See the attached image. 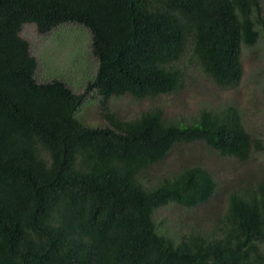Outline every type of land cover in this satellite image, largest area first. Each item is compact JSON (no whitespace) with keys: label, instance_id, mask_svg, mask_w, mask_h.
I'll return each instance as SVG.
<instances>
[{"label":"trees","instance_id":"obj_1","mask_svg":"<svg viewBox=\"0 0 264 264\" xmlns=\"http://www.w3.org/2000/svg\"><path fill=\"white\" fill-rule=\"evenodd\" d=\"M24 23L42 35L65 23L89 30L97 66L85 92L100 95L107 125L74 117L83 93L35 80ZM260 34V0H0V264H264V181L230 193L220 237L197 232L176 243L152 210L206 202L213 176L194 165L153 185L141 180L177 143L199 140L239 161L262 150L238 111L202 109L174 123L158 108L124 120L107 105L111 96L176 90L182 71L173 62L186 41L204 72L230 85L241 75V45Z\"/></svg>","mask_w":264,"mask_h":264},{"label":"rangeland","instance_id":"obj_2","mask_svg":"<svg viewBox=\"0 0 264 264\" xmlns=\"http://www.w3.org/2000/svg\"><path fill=\"white\" fill-rule=\"evenodd\" d=\"M264 17V0H260ZM19 35L29 43L30 54L36 60L34 78L38 82L62 81L77 94H84L74 117L89 127L107 125L100 95L95 89L85 92L92 80L97 61L90 51L89 30L76 23H65L42 35L33 23H24ZM241 75L230 85L218 86L197 62L186 41L183 52L173 64L182 71L180 85L172 92L154 98L135 99L129 94L111 96L109 111L124 120H131L143 111L158 108L169 122L190 123L202 109L214 113L233 107L251 138H260L263 149L254 151L245 161L220 155L216 150L195 140L174 144L166 157L148 167L141 178L144 185H153L163 176H170L181 167L201 166L216 182L214 194L192 208L168 201L152 210V220L158 230L179 242L182 235L201 232L209 238L220 237L217 231L231 192L249 191L264 181V34L239 54ZM146 178V179H145Z\"/></svg>","mask_w":264,"mask_h":264}]
</instances>
